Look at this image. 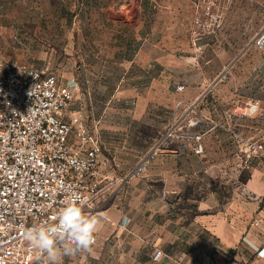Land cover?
<instances>
[{"label": "rangeland", "instance_id": "obj_1", "mask_svg": "<svg viewBox=\"0 0 264 264\" xmlns=\"http://www.w3.org/2000/svg\"><path fill=\"white\" fill-rule=\"evenodd\" d=\"M124 1L0 0V53L72 88L88 122L94 99L116 98L109 126L160 132L164 147L194 149L204 120L227 132L228 143L241 153L247 140L264 143V102L256 116L233 114L264 101V89L249 88L252 64L264 51L256 44L264 34V0H134L136 10L118 13ZM106 6L115 22L108 21ZM137 32L146 36L147 53L155 59L148 58L146 68L115 64L114 53ZM139 77L145 86L131 97L128 84L137 85ZM139 164L125 176L147 173L149 166L140 171ZM218 249L213 246L211 254L220 255ZM35 264H49L47 256Z\"/></svg>", "mask_w": 264, "mask_h": 264}, {"label": "crops", "instance_id": "obj_2", "mask_svg": "<svg viewBox=\"0 0 264 264\" xmlns=\"http://www.w3.org/2000/svg\"><path fill=\"white\" fill-rule=\"evenodd\" d=\"M137 4L125 0L117 12L130 13ZM111 9L106 6L107 19L115 22ZM147 41L137 32L114 53V63L146 68L148 58L155 59L147 53ZM259 54L260 60L252 64L251 90L264 89V51ZM140 78L137 85L128 84L131 97L145 86ZM115 100L94 99L89 122L77 101L66 111V121L79 116L100 138V194L86 213L101 224L89 256L60 259L59 264H155L152 256L158 249L165 254L158 264H225L219 254H211L213 246L234 250L238 259L257 258L264 264V158L247 160L212 121L204 120L202 155L193 147L159 145L160 132L109 126ZM263 102L255 101L258 106ZM146 158L147 173L125 176Z\"/></svg>", "mask_w": 264, "mask_h": 264}, {"label": "built area", "instance_id": "obj_3", "mask_svg": "<svg viewBox=\"0 0 264 264\" xmlns=\"http://www.w3.org/2000/svg\"><path fill=\"white\" fill-rule=\"evenodd\" d=\"M256 44L264 48V34ZM74 97L75 91L56 76L11 62L0 53V264H35L44 253L29 244L25 230L54 223L73 192L86 202L85 213L100 194V138L81 117L66 121ZM242 110L233 111L235 118L256 116L259 106L248 103ZM194 140V153L202 155L203 136ZM245 143L242 153L247 160L264 158V143ZM149 162L144 159L140 171ZM218 252L225 264H259L257 258L238 259L231 249ZM164 257L158 249L152 260L158 264Z\"/></svg>", "mask_w": 264, "mask_h": 264}, {"label": "clouds", "instance_id": "obj_4", "mask_svg": "<svg viewBox=\"0 0 264 264\" xmlns=\"http://www.w3.org/2000/svg\"><path fill=\"white\" fill-rule=\"evenodd\" d=\"M31 92L32 88L30 95ZM85 203L73 192L54 217V223L34 224L25 230V239L47 256L49 264H59L64 255L92 251L101 222L83 211Z\"/></svg>", "mask_w": 264, "mask_h": 264}, {"label": "snow or ice", "instance_id": "obj_5", "mask_svg": "<svg viewBox=\"0 0 264 264\" xmlns=\"http://www.w3.org/2000/svg\"><path fill=\"white\" fill-rule=\"evenodd\" d=\"M262 254H264V253H262Z\"/></svg>", "mask_w": 264, "mask_h": 264}]
</instances>
